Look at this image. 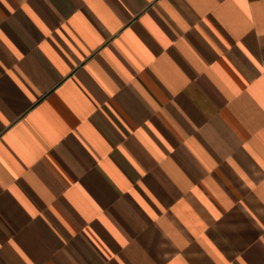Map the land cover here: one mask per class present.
Listing matches in <instances>:
<instances>
[{
  "label": "crops",
  "instance_id": "crops-1",
  "mask_svg": "<svg viewBox=\"0 0 264 264\" xmlns=\"http://www.w3.org/2000/svg\"><path fill=\"white\" fill-rule=\"evenodd\" d=\"M0 264H264V0H0Z\"/></svg>",
  "mask_w": 264,
  "mask_h": 264
}]
</instances>
